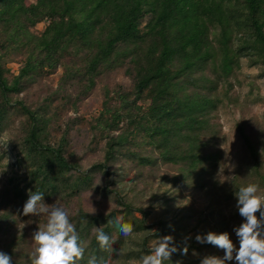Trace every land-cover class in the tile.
<instances>
[{
    "label": "trees",
    "instance_id": "1",
    "mask_svg": "<svg viewBox=\"0 0 264 264\" xmlns=\"http://www.w3.org/2000/svg\"><path fill=\"white\" fill-rule=\"evenodd\" d=\"M40 22L43 27L37 29ZM243 56L248 65H261L264 74V0H0V163L7 152L2 135L7 133L17 150L12 170L25 168L21 183H12L11 176L12 185L0 187L15 214L9 220L0 214V220L16 222L29 194L39 192L46 204L75 201L67 211L79 238L87 242L77 264H88L93 256L97 264L126 263L148 254L149 237L177 233L181 217L160 218L161 226L149 232L150 210L124 195L127 191L104 187L116 205L95 212L82 205L81 194L118 159L138 166L134 186L142 179V169L150 171L159 163L178 167L174 180L205 186L222 158L219 148L212 147L220 139L214 121V111L223 101L219 86H232ZM16 61L15 71L10 63ZM58 67L62 70L56 86L37 91L27 103L19 97ZM117 67H124L132 78L131 88L113 91L102 86L99 111L89 117L71 116L62 136L50 141L55 116L69 107L76 110L96 87L97 77ZM223 95L229 97L227 89ZM17 115L24 123L10 130ZM72 128L89 133L88 146L103 144L102 160L82 171L76 169L81 165L78 158L72 160L64 152ZM246 129L236 123L247 164L228 180H215L227 199H235V192L250 183L259 185L258 194L264 195V124L257 127L256 139ZM117 217L134 226L138 241L118 231ZM46 221L44 216L39 227ZM97 227L109 235L110 251L96 240ZM226 228L221 221L219 233ZM172 236L182 250L185 234ZM23 237L21 232L7 241L0 239V251L11 256V264H31L29 250L25 260L19 258L23 251L15 250ZM128 239L137 244L127 246ZM173 255L182 254L173 253L164 264H188L173 260Z\"/></svg>",
    "mask_w": 264,
    "mask_h": 264
},
{
    "label": "rangeland",
    "instance_id": "2",
    "mask_svg": "<svg viewBox=\"0 0 264 264\" xmlns=\"http://www.w3.org/2000/svg\"><path fill=\"white\" fill-rule=\"evenodd\" d=\"M36 26L37 29H40L43 27V22L38 23ZM248 62L247 57L243 56L241 58V66L236 69L237 79H234L231 87L226 82L221 83L219 86L218 92L223 96V101L214 111V121L217 122L219 127L220 139L212 147L219 148L222 158L205 186L198 188L194 185H187V181L174 180V175L179 170L176 165L171 163H159V167L152 168L150 171L148 168L142 169L138 173V176H142V179L137 181L134 186L133 181L135 180V171L138 170V166L133 165L131 161L118 159L107 167V173L98 175L92 185L82 192L80 197L82 205L93 212L115 206L114 197L111 194H105L103 189L104 187L108 189L116 187L121 193L127 191L124 195L130 197L137 205L141 204L150 210L146 220L149 232H153L161 226L157 222L160 218L165 217L171 220L173 217H181V227L177 233H172L173 230H171L168 234L159 237L151 235L148 240V246L151 247L158 238L163 236L174 235L179 239L185 234L184 238L189 237L187 241L183 238L180 242L182 247L190 244L187 255H173V260L177 262L184 261L188 264H201V260L209 255L222 258L225 254L223 250L208 243L201 244L195 239L198 234L206 235L208 232L220 234L218 228L221 221L227 223L226 231L238 249L239 240L233 229L243 222V218L239 215V211L235 206L237 199L225 198L221 186L219 189L217 184H215V180H228L239 167L242 168L247 164V152L237 134L236 123L242 122L247 127L246 131L248 134L255 139L258 138L259 129L257 127H261L264 124V74L261 65H248ZM10 65L16 71L19 63L17 61L11 62ZM61 70L58 67L50 75L37 79L34 84L19 93V97L27 103L30 101L29 97L37 91L45 92L52 89L57 85ZM249 81H252L253 85ZM96 82V87L83 98L82 103L79 104L76 110L69 107L66 110H61L58 118L57 115L55 116L57 121L52 124L49 130L48 138L50 141L55 143L62 136L61 131L64 128V122L71 116L82 113L89 117L93 112L99 111L103 98L102 86H109L113 91L119 86L121 89L128 90L131 88L132 78L124 72V67H117L97 77ZM225 89L228 90L229 97L223 95ZM22 118L23 116L17 115L15 122L9 129L14 130L18 126L20 128L24 123H22ZM6 134L2 135L3 148L7 152L0 163V187L6 184L11 186L17 180H20L21 183L23 181L22 173H25L24 167H16L15 170H12V163L15 160L17 150L12 147L14 141L8 139ZM13 135L14 133L11 134V137ZM261 137L264 139V134ZM17 138L18 136H16L15 140ZM70 138L64 152L72 160L78 158L81 165L76 169L85 170L92 162L102 160L103 144L96 142L88 146L89 133L85 132L84 129L75 130L72 128ZM11 176H15L12 183L9 181ZM115 178L117 181L114 180ZM130 188L131 191H129ZM3 195L4 191L0 188V214L5 215V219L9 220L15 214L12 213V204ZM165 198L169 199L166 203H164ZM51 204H56L70 211L74 208L75 201H71L67 205L64 201L57 199L56 203L51 201L49 205ZM9 213L12 214L10 215ZM44 216L17 215L16 222L10 221L8 223H5V219H1L0 239L7 241L11 238L12 233L20 234L23 232V240L18 241L19 243L15 250L23 251L19 258L25 260L28 250L30 253L33 251L32 235L38 230ZM132 236L137 240L136 234L133 233ZM137 241L134 242L128 239L127 246L136 245ZM139 261L140 258H130L126 263L118 262V264H139ZM167 264L174 263L169 261ZM225 264H236V261H226Z\"/></svg>",
    "mask_w": 264,
    "mask_h": 264
},
{
    "label": "clouds",
    "instance_id": "3",
    "mask_svg": "<svg viewBox=\"0 0 264 264\" xmlns=\"http://www.w3.org/2000/svg\"><path fill=\"white\" fill-rule=\"evenodd\" d=\"M259 185L248 184L235 192L236 208L243 222L234 227L239 240L237 249L227 232L206 235H196L197 242L211 244L224 251V256H205L201 264H225L226 261H236V264H264V195H260ZM259 213V216H257ZM24 216H47L43 227H39L32 235L34 248L31 253V264H77L83 259L87 242L79 238L75 225L70 221L69 212L56 205L44 203V194L34 192L23 205ZM112 223V221H109ZM118 231L129 237L133 234L134 226L123 222V217L115 220ZM95 238L101 249L111 250V240L103 227L95 229ZM189 237H185L187 241ZM180 251L187 255L188 246L178 249L171 235L158 238L150 247L149 253L140 257L139 264H164L170 260L173 253ZM11 256L0 251V264H11ZM88 264H97L93 256Z\"/></svg>",
    "mask_w": 264,
    "mask_h": 264
}]
</instances>
